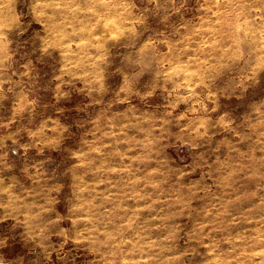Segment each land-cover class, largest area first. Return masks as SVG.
Returning a JSON list of instances; mask_svg holds the SVG:
<instances>
[{"label": "clouds", "instance_id": "9594fccd", "mask_svg": "<svg viewBox=\"0 0 264 264\" xmlns=\"http://www.w3.org/2000/svg\"><path fill=\"white\" fill-rule=\"evenodd\" d=\"M0 264H264V0H0Z\"/></svg>", "mask_w": 264, "mask_h": 264}]
</instances>
